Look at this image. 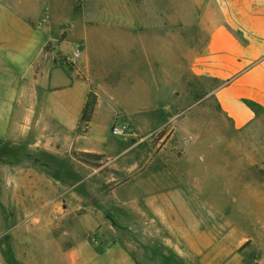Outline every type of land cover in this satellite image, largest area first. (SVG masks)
<instances>
[{"label":"rangeland","instance_id":"obj_1","mask_svg":"<svg viewBox=\"0 0 264 264\" xmlns=\"http://www.w3.org/2000/svg\"><path fill=\"white\" fill-rule=\"evenodd\" d=\"M10 2L0 0V8ZM17 5L13 7L19 9ZM28 10L29 16L21 17L34 29L40 56L23 79L43 82L37 86L40 93L33 96L38 99L45 84L71 89L69 108L79 110L95 93L96 115L90 133L70 150L68 132L62 133L57 154L34 149L28 136L20 138L17 132L3 137L0 126V215L14 223L21 220L20 233L32 243L39 242L38 237L44 245L53 241V261L59 243L69 241L63 231H79L88 218L100 223L89 233L97 247L105 249L117 240L139 262L145 261L148 246L133 239L139 234L140 220L150 245L183 247L188 237L168 230L158 234L152 223L146 224L155 215L142 216L133 204L117 202L112 207V203L126 197L123 184L141 167H173L175 160L165 157V164L160 155L177 157L187 150L194 155L189 159L192 173L207 179L204 194H212L216 205L210 209L203 204L206 198L192 203V213L211 211L213 217L211 249L195 255V264H264V178L252 170L264 167V110L247 127L235 129L213 93L218 81L188 74L189 58L204 50L220 20L217 4L213 0H33ZM23 79L0 72V88L13 83L20 89ZM12 94L0 89V99ZM118 122L129 124L131 133L114 135L111 129ZM82 143L106 154L99 153L102 157L94 163L79 161L74 152H80ZM22 167L32 173L10 174ZM126 170L132 172L127 175ZM26 183L35 190L27 191ZM131 185L134 179L126 186ZM215 193L222 195L218 203L213 200ZM189 210L177 204V222L183 230L193 223ZM50 221L52 234L42 239ZM109 225L117 227L116 234L109 232ZM37 245L36 250H43ZM0 248L6 263L28 264L31 258L20 253V244L12 238L4 239ZM161 257L156 254L153 259Z\"/></svg>","mask_w":264,"mask_h":264},{"label":"crops","instance_id":"obj_2","mask_svg":"<svg viewBox=\"0 0 264 264\" xmlns=\"http://www.w3.org/2000/svg\"><path fill=\"white\" fill-rule=\"evenodd\" d=\"M213 1L218 6L220 20L212 29L209 42L204 50L189 58L188 74L193 79L218 81L219 85L213 89L217 103L235 129H242L256 119L259 110H264V0ZM32 2L33 0H11L10 6L8 3L4 5V8H0V15H2L0 19V31L2 32L0 33V72L8 73L14 79H23V76L33 69L34 63L40 56L37 53L39 44L34 38V29L30 22L21 17L29 16L28 9ZM17 4L20 5V10L13 7L18 6ZM23 83L20 89H16L13 83L9 84V87L0 88L3 92L11 90L13 93L11 98L2 97L0 99V126L4 127L3 137L17 132L16 135L20 138L28 136L34 149L42 147L49 153L57 154L60 152L57 144H63L62 133L68 132L65 139H70L69 150L79 139L83 140V135L90 133L93 118L89 123V130L87 129L85 133L78 131L82 111L88 97L85 103H81L79 110H74L69 108L71 100L67 97L71 89L52 88L45 84L40 86L42 95L36 99L33 96L34 92L37 95L40 93L37 86L43 82L38 79H33V82L23 79ZM63 126H65L64 131L61 130ZM10 131L12 133H9ZM53 142L56 145L53 146ZM79 149L80 152L106 154L104 151H96L94 148L83 146V143ZM190 152L183 151L177 157L161 154L159 158H163L165 164H167L165 157L175 160L173 167L164 166V164L155 167H141L136 177L127 179L123 184L126 197L118 198L112 203V207L117 202L138 206L143 211L142 216L152 213L155 219L146 221V224L152 223L158 234L167 230L184 233L183 236L188 237V243L183 247L178 245L177 247H166L157 243L150 245L145 241L146 237H150L141 231L145 224L140 220L139 234L132 237L139 239L141 245L148 247L143 252L145 261L139 262L131 249L117 240L105 249L97 247L89 239V233L99 228L100 223L95 218L93 220L88 218L79 231H68L67 229L63 231L62 235L69 241L59 243L54 253L56 259L53 261V241L44 245L45 243L40 241L41 237H38L39 242L34 239L35 242L32 243L31 239H25L20 233L18 224L21 220L14 223L15 220L4 215H0V245L4 239L12 238L15 243L20 244V253L23 256L25 253L31 256L28 264H195L193 258L195 255L205 254L211 249L213 217L209 210L210 214H205L200 210L192 213V203L196 199L206 198L209 203L203 202V204L208 205L210 209L216 205L211 200L212 194H204L203 189L207 187V179L191 171L189 159H193L194 155H190ZM252 168L255 175L264 178V167ZM18 171L27 175L32 173L30 168L26 172L22 167L10 174H18ZM131 172L132 170H126L125 174L128 175ZM132 179H134V185L126 186ZM42 187L46 189L45 186ZM25 189L30 192L35 190L31 183H26ZM221 197L215 193L213 200L218 203ZM177 204H183L191 210L193 223L185 226L187 230L179 228L177 222L179 216L176 214ZM120 224L124 231L128 229L127 226ZM51 225L50 221L47 230L43 232L42 239L52 234ZM5 227L8 229L5 230ZM108 230L111 234L117 233V227L113 225H109ZM35 244H39L38 248L41 244L43 250H36ZM153 246H155L154 253L151 251ZM156 254L163 257L154 260L153 256ZM37 256H42V258H37ZM14 262L17 263L19 260L6 263L0 248V264H14Z\"/></svg>","mask_w":264,"mask_h":264},{"label":"trees","instance_id":"obj_3","mask_svg":"<svg viewBox=\"0 0 264 264\" xmlns=\"http://www.w3.org/2000/svg\"><path fill=\"white\" fill-rule=\"evenodd\" d=\"M97 105V95L92 93L89 95L87 102L82 111V115L80 118V122L78 125V131H86L88 129L89 123L93 117L95 112V108ZM161 136L164 135V132H161ZM74 156L82 162L85 163H94L95 159H99L102 157L100 154L91 153V152H74Z\"/></svg>","mask_w":264,"mask_h":264},{"label":"built area","instance_id":"obj_4","mask_svg":"<svg viewBox=\"0 0 264 264\" xmlns=\"http://www.w3.org/2000/svg\"><path fill=\"white\" fill-rule=\"evenodd\" d=\"M111 130L114 135L125 136L131 133V126L125 122H122V123L118 122V123L113 124Z\"/></svg>","mask_w":264,"mask_h":264}]
</instances>
